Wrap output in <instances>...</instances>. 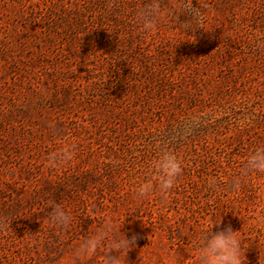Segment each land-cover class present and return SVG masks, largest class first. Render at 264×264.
Wrapping results in <instances>:
<instances>
[{
	"label": "rangeland",
	"instance_id": "obj_1",
	"mask_svg": "<svg viewBox=\"0 0 264 264\" xmlns=\"http://www.w3.org/2000/svg\"><path fill=\"white\" fill-rule=\"evenodd\" d=\"M152 3L144 33L136 12ZM258 146L264 0H0V264H99L75 247L132 211L127 264H198L195 238L221 211L246 264H264V173L239 175ZM66 148L70 161L48 163ZM160 150L182 173L140 200ZM51 201L70 226L49 222Z\"/></svg>",
	"mask_w": 264,
	"mask_h": 264
},
{
	"label": "clouds",
	"instance_id": "obj_2",
	"mask_svg": "<svg viewBox=\"0 0 264 264\" xmlns=\"http://www.w3.org/2000/svg\"><path fill=\"white\" fill-rule=\"evenodd\" d=\"M160 13L161 8L155 3L139 8L136 12V23L140 31L150 32L156 25ZM182 14L191 18L197 16L198 12L193 6H185ZM189 29L195 31L191 26ZM72 158L73 152L66 148L60 152L49 154L47 160L51 165L67 163ZM147 168L146 176L148 178L144 182L138 183L135 188V193L140 200L147 199L155 190H158L162 195L168 193L182 173L181 160L173 152L167 150H160L148 163ZM252 172L264 173V146L256 147L247 155L239 175L245 176ZM208 184L215 189L217 180L210 178ZM237 184L238 180L234 181L233 187L235 188ZM47 209H50L47 212L48 220L55 226L66 228L75 219L62 204L56 201H51ZM133 213L137 212L126 213L118 226L111 219L103 218L99 230L86 235L75 247L76 258H95L99 254L102 257L99 264H127V253L135 247L137 237L135 235L131 238L127 237L121 231V227L126 216ZM221 213L219 220H213L195 238L193 247L197 251L198 264H246L245 251L247 248L245 249L243 246L240 230L234 231L231 225L220 228ZM214 226L218 229L217 231H213ZM257 231H259L258 228Z\"/></svg>",
	"mask_w": 264,
	"mask_h": 264
}]
</instances>
